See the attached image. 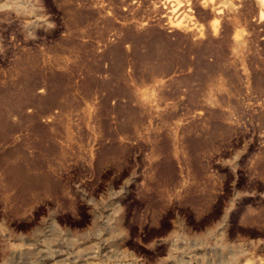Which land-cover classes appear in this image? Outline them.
Here are the masks:
<instances>
[{
    "label": "rangeland",
    "instance_id": "1",
    "mask_svg": "<svg viewBox=\"0 0 264 264\" xmlns=\"http://www.w3.org/2000/svg\"><path fill=\"white\" fill-rule=\"evenodd\" d=\"M0 264H264V5L0 0Z\"/></svg>",
    "mask_w": 264,
    "mask_h": 264
},
{
    "label": "bare ground",
    "instance_id": "2",
    "mask_svg": "<svg viewBox=\"0 0 264 264\" xmlns=\"http://www.w3.org/2000/svg\"><path fill=\"white\" fill-rule=\"evenodd\" d=\"M206 1V0H205ZM210 1V0H209ZM203 2V1H202ZM210 3V2H209ZM258 3L260 4V7H262L263 5H264V0H258ZM210 6V5H209ZM214 7V6H213ZM215 9V8H214ZM217 10H219V9H217ZM216 12H218V11H216ZM172 23V22H171ZM183 26V25H182ZM238 38V37H237ZM239 39V38H238ZM235 41V40H234ZM238 44V43H237ZM159 48V47H158ZM154 54V53H153ZM119 55V54H118ZM214 83V82H213ZM212 88V87H211ZM220 88V87H219ZM211 90V89H210ZM209 90V91H210ZM149 93V92H148ZM151 93V92H150ZM211 93V92H210ZM89 95V94H88ZM209 95V94H208ZM150 97V96H149ZM211 97V96H210ZM212 98V97H211ZM138 99V98H137ZM150 100V99H149ZM214 100V99H213ZM142 102V101H141ZM144 104V103H143ZM142 104V105H143ZM71 115H72V113H71ZM65 117V116H64ZM62 123V122H61ZM58 133V132H57ZM63 136V135H62Z\"/></svg>",
    "mask_w": 264,
    "mask_h": 264
}]
</instances>
